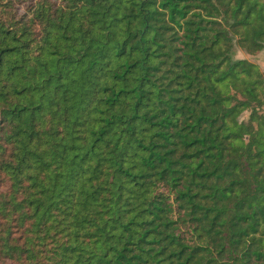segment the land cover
I'll list each match as a JSON object with an SVG mask.
<instances>
[{
    "label": "trees",
    "instance_id": "trees-1",
    "mask_svg": "<svg viewBox=\"0 0 264 264\" xmlns=\"http://www.w3.org/2000/svg\"><path fill=\"white\" fill-rule=\"evenodd\" d=\"M238 46L263 0H0V264H264Z\"/></svg>",
    "mask_w": 264,
    "mask_h": 264
},
{
    "label": "rangeland",
    "instance_id": "rangeland-1",
    "mask_svg": "<svg viewBox=\"0 0 264 264\" xmlns=\"http://www.w3.org/2000/svg\"><path fill=\"white\" fill-rule=\"evenodd\" d=\"M263 2H264V0H263ZM236 38L238 39V37H236ZM259 55H262V56L260 57ZM237 57L238 58H245V59H248L249 61H251L253 63H257L258 65H260V67L264 71V68L262 67L261 63H259L260 60L264 59V50L261 52H258L257 54H250L244 48L238 46L237 47ZM263 111H264V108H263ZM244 117H247V113L244 114Z\"/></svg>",
    "mask_w": 264,
    "mask_h": 264
},
{
    "label": "crops",
    "instance_id": "crops-1",
    "mask_svg": "<svg viewBox=\"0 0 264 264\" xmlns=\"http://www.w3.org/2000/svg\"><path fill=\"white\" fill-rule=\"evenodd\" d=\"M259 56L261 57L262 55H259ZM259 63H261L262 67L264 68V59L260 60Z\"/></svg>",
    "mask_w": 264,
    "mask_h": 264
}]
</instances>
